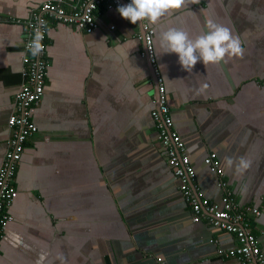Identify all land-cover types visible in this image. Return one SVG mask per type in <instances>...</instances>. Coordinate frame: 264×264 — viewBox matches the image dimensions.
Segmentation results:
<instances>
[{"label": "crops", "instance_id": "crops-1", "mask_svg": "<svg viewBox=\"0 0 264 264\" xmlns=\"http://www.w3.org/2000/svg\"><path fill=\"white\" fill-rule=\"evenodd\" d=\"M43 1L0 0V167L23 81L22 22ZM98 20L92 33L49 23L46 90L31 115L38 131L13 180L18 196L14 220L0 232V264H242L223 255L236 247L235 235L193 221L159 144L143 25L116 10H100ZM209 20L239 37L242 58L199 61L188 72L177 54H161V31L182 28L195 38ZM151 26L194 184L220 202L222 180L240 206L260 208L252 229L264 254V0H198ZM211 153L220 176L205 162ZM241 156L250 167L238 174L225 157Z\"/></svg>", "mask_w": 264, "mask_h": 264}, {"label": "built area", "instance_id": "built-area-1", "mask_svg": "<svg viewBox=\"0 0 264 264\" xmlns=\"http://www.w3.org/2000/svg\"><path fill=\"white\" fill-rule=\"evenodd\" d=\"M131 0H46L33 9L29 17L22 22L24 27V51L22 55L23 81L15 95L14 109L9 119L10 138L3 163L0 167V232L7 229L13 222L12 205L18 196L13 180L28 140L38 131L32 120V110L41 102L49 74V59L47 56V34L51 19L71 24L86 33H92L99 27L98 14L100 10H116L120 5H127ZM118 12V11H117ZM143 39L145 49L143 56L147 57L152 66L158 84V107L153 110L158 129V141L164 150L175 176L180 180V189L191 207L194 222L206 221L212 227L233 234L237 245L223 252L230 258H237L242 264H264V254L257 236L252 229V220L262 215V210L253 205L240 206L232 198L227 184L222 180L219 186L224 190L220 202H211L203 197V193L194 184L196 169L187 153L185 142L174 129L172 110L164 77L158 67L154 33L155 29L143 22ZM114 29L115 26H112ZM42 36L43 50L33 56L28 45L36 34ZM212 172L222 175L220 161L216 153H211L205 160ZM162 262V258H158Z\"/></svg>", "mask_w": 264, "mask_h": 264}, {"label": "clouds", "instance_id": "clouds-1", "mask_svg": "<svg viewBox=\"0 0 264 264\" xmlns=\"http://www.w3.org/2000/svg\"><path fill=\"white\" fill-rule=\"evenodd\" d=\"M198 0H131L127 5H120L117 11L132 24H143L146 20L151 25H156L164 16L173 10H179L189 3H197ZM207 31L192 38L190 33L182 28L169 27L159 33V47L163 53H175L182 68L191 72L197 62L204 65L227 62L233 58L244 55V48L239 37L233 36L231 30L212 20L207 22ZM42 36L37 33L28 45L33 56H37L43 50ZM225 163L229 168L235 166V171L242 174L250 167V162L243 156L238 160L225 157Z\"/></svg>", "mask_w": 264, "mask_h": 264}]
</instances>
